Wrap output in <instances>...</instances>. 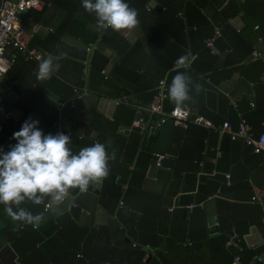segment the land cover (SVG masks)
Returning <instances> with one entry per match:
<instances>
[{"label":"crops","instance_id":"1","mask_svg":"<svg viewBox=\"0 0 264 264\" xmlns=\"http://www.w3.org/2000/svg\"><path fill=\"white\" fill-rule=\"evenodd\" d=\"M50 1L26 11L21 23L29 46L51 56L55 72L41 82L40 61L8 50L15 61L0 78V94L12 119L0 126V148L7 152L16 143L13 133L32 118L45 134L70 135L74 153L101 142L110 153L116 150V160L98 191L71 192L78 208L66 201L45 211L25 202L34 214L45 212L38 228L14 230L18 226L0 205V264H234L237 248L221 244L234 228L247 250L243 262L261 264L254 257L264 252L262 155L242 140L232 143L189 122L172 131L167 154L173 167H156L148 148L155 151L159 131L141 137L132 124L136 106L149 103L159 78L169 85L187 69L195 98L187 105H197L216 124L246 117L263 133L264 0H127L140 23L121 32L98 30L81 0ZM197 23L209 38L221 27L214 48L187 39ZM254 49L262 55L253 56ZM180 57L187 63L177 64ZM197 84L203 85L198 96ZM121 183L127 187L119 200ZM191 241L201 245L196 249Z\"/></svg>","mask_w":264,"mask_h":264},{"label":"clouds","instance_id":"2","mask_svg":"<svg viewBox=\"0 0 264 264\" xmlns=\"http://www.w3.org/2000/svg\"><path fill=\"white\" fill-rule=\"evenodd\" d=\"M85 12L94 15L98 30L116 32L135 29L139 12L127 0H81ZM177 64L187 63L184 57ZM56 65L51 56L43 58L37 69V80L47 81ZM192 77L187 69L178 70L167 86L169 102L183 109L195 98L190 95ZM197 96L203 85L197 84ZM39 120L28 118L19 131L13 133L16 141L4 152L0 148V205L18 230L24 226L38 228L46 222L45 212L33 213L22 207L25 202L45 205L47 201L60 206L73 190L87 192L90 187L106 179L111 172L110 161L116 160V150L111 153L104 143L96 142L74 153L71 136L58 132L45 134Z\"/></svg>","mask_w":264,"mask_h":264},{"label":"built area","instance_id":"3","mask_svg":"<svg viewBox=\"0 0 264 264\" xmlns=\"http://www.w3.org/2000/svg\"><path fill=\"white\" fill-rule=\"evenodd\" d=\"M52 1L50 0H1L0 1V78L5 77L10 71L15 56L9 54V49H14L17 52L25 55L28 59L41 61L44 57V52L30 47L26 34L27 29L21 23L22 15L29 9H43L45 6H50ZM147 9L151 10V6L147 5ZM179 17H184L183 12H178ZM221 35V27H215V35L205 40L206 45L210 48H214L215 38ZM94 49V45H89L87 51L91 52ZM253 56L259 57L262 54L254 49L252 51ZM38 69V68H37ZM168 82L166 78L160 79L156 88V93L153 99L147 105H137V116L133 121L132 127L138 128L142 134H146L150 131H159L162 124L167 119H173L175 125L188 124L194 122L198 125H203L207 128L214 129L220 133V135H229L232 140H242L247 146L251 147L256 154L263 155L264 163V132L257 134L254 131L252 124L246 117H241L238 125L235 127L229 120L216 124L213 120L207 118L205 115L198 112L197 107L193 105H186L183 109H177L174 107L171 111L165 110V103L168 99L167 96ZM88 88H84V92L88 93ZM64 102H60L62 105ZM72 106L75 107V102L72 101ZM147 114V118L144 119L143 115ZM12 119V112L5 104L3 96L0 94V126ZM154 165L156 167H162L163 159L168 154H160L153 152ZM226 179L228 183L231 181V174L226 173ZM126 185H123L122 191L126 189ZM90 190V188H89ZM88 190V191H89ZM77 195L71 193L66 201L70 202V205L74 208H78L80 205L77 201ZM254 201H258L257 197L253 198ZM65 201V202H66ZM47 207L44 205L45 211H49L50 203ZM121 205H124V200L121 199ZM264 221V217H263ZM192 242H190V245ZM226 247L237 248L238 252L234 257V264H248L244 263L242 259L243 250V237L234 228L229 238L225 243ZM255 261L264 264V252H261L254 257Z\"/></svg>","mask_w":264,"mask_h":264},{"label":"trees","instance_id":"4","mask_svg":"<svg viewBox=\"0 0 264 264\" xmlns=\"http://www.w3.org/2000/svg\"><path fill=\"white\" fill-rule=\"evenodd\" d=\"M143 1V5H145L146 4V2H147V0H142ZM167 10H168V12H170V14H172L173 13V15H176V16H178L177 15V13L178 12H180V10H177V11H172V9H168L167 8ZM179 17V16H178ZM205 23V25H207L208 24V22H204ZM191 26V28L189 29V31L187 32L188 34H187V39L189 38V40L191 41V40H193L194 38H198L199 39V42H198V47L200 48V47H204V48H206L207 47V45H206V42H205V40L206 39H208L209 37H207L208 35L210 36V35H212L210 32L207 34H203V35H200L199 33H200V31H201V28H202V24H199V23H197V25H190ZM215 35V30H214V34H213V36ZM212 36V37H213ZM211 38V37H210ZM186 43H187V41H186ZM190 44H191V42H190ZM192 45V44H191ZM194 50V49H193ZM253 51V50H252ZM195 66V65H194ZM161 78V77H160ZM160 78H159V81H160ZM159 81H158V83H159ZM155 93H156V91H155ZM155 93H154V95H155ZM154 95H153V97H154ZM153 97H152V99H153ZM151 99V100H152ZM150 100V101H151ZM168 100V99H167ZM149 101V102H150ZM190 105H192V104H190ZM254 105H255V103H254ZM193 106H195V107H197V105H193ZM175 106L174 105H169V106H167V101H166V103H165V110L166 111H171L173 108H174ZM136 110V109H135ZM136 113H137V110H136ZM136 118V117H135ZM225 119H223L221 122H223ZM230 121V120H229ZM239 121L240 120H235L234 122H232L233 123V125L236 127L237 125H238V123H239ZM248 121H249V119H248ZM220 122V123H221ZM250 122V121H249ZM219 124V123H218ZM138 132H139V134H140V136L142 137L143 136V134L141 133V131L138 129ZM229 137V138H228ZM227 139L228 140H230L232 143H234V142H236V141H232L231 140V138H230V136L228 135L227 136ZM251 148V147H250ZM252 149V148H251ZM148 150H149V152H152V155L150 156V161L149 162H151V163H153L154 164V159H155V157H154V154H153V152H154V149L153 148H148ZM252 152H253V150H252ZM254 153V152H253ZM260 155H262V154H260ZM262 158H263V155H262ZM119 190H120V193H119V195H118V197H117V199H119L120 200V198L122 197V193H121V191H122V183L120 184V187H119ZM102 202L104 203V205L105 206H107V208H109L110 210H113V208H111L110 206H108L107 205V203H106V201L105 200H102ZM119 202V204H120V201H118ZM115 210V209H114ZM230 232H231V229L228 231V235L227 236H225V238H223L222 239V242H221V244L225 247V243H226V241H227V239L229 238V235H230ZM191 242H193V241H191ZM247 252V250H246V248L244 247L243 248V250H242V259H243V255L245 254ZM257 254V253H256ZM255 254V255H256ZM233 257H234V255H233ZM232 257V258H233ZM245 263V262H244ZM258 263H260V262H258ZM261 264H263V263H261Z\"/></svg>","mask_w":264,"mask_h":264},{"label":"water","instance_id":"5","mask_svg":"<svg viewBox=\"0 0 264 264\" xmlns=\"http://www.w3.org/2000/svg\"><path fill=\"white\" fill-rule=\"evenodd\" d=\"M147 116H148L147 114H144L143 115L144 119H146ZM174 127H175V122L173 119L169 118L164 121V123L162 124L159 130V135H158L157 143L155 146V152L160 153V154H167L168 145H169ZM173 165H174V159L169 156H166L162 161V166H168L172 168ZM98 184L90 187V189L93 191H98V188H99ZM200 245H201L200 242H192V246L196 249Z\"/></svg>","mask_w":264,"mask_h":264}]
</instances>
